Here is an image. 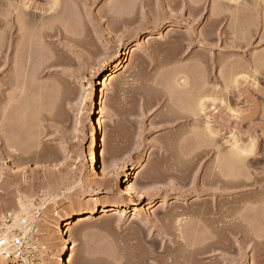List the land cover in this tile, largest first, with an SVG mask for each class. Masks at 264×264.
<instances>
[{"label":"rangeland","instance_id":"1","mask_svg":"<svg viewBox=\"0 0 264 264\" xmlns=\"http://www.w3.org/2000/svg\"><path fill=\"white\" fill-rule=\"evenodd\" d=\"M29 1L0 0V20L26 12L25 31L0 23V233L12 214L34 263L56 264L57 213L124 201L70 228L68 264H264V0H58L57 23ZM94 128L121 168H91ZM222 164L256 190L226 189Z\"/></svg>","mask_w":264,"mask_h":264},{"label":"bare ground","instance_id":"2","mask_svg":"<svg viewBox=\"0 0 264 264\" xmlns=\"http://www.w3.org/2000/svg\"><path fill=\"white\" fill-rule=\"evenodd\" d=\"M238 1V0H237ZM21 2H23L22 4H23V6H25V8L26 9H28L29 7H30V1L29 0H21ZM10 4V3H9ZM10 6V14H9V16H8V18L5 20V21H3V19L2 20H0L1 22V24H5V25H7V27H8V24L10 25L11 24V27L9 26V28H10V31L12 30H14V29H16V30H18L17 32H21V31H25V29H24V27H22V26H24V22H22L23 21V19L25 18V15H26V12L24 11V13H25V15L23 14H21V13H23V12H21V13H18V12H20V11H17V8H16V6L17 5H15L14 3H12V5L10 4L9 5ZM18 7V6H17ZM21 8V7H20ZM22 9V8H21ZM23 10V9H22ZM61 12H62V10H61V6H60V3L58 2V0H51L50 1V5H49V7L47 8V10H46V14H48V18L51 20V21H54L55 19L57 20V18L59 17V15L61 14ZM29 13L30 12H28L27 14L29 15ZM56 20H55V22H56ZM54 22V23H55ZM53 23V24H54ZM57 23V22H56ZM55 23V24H56ZM26 28V27H25ZM56 28V27H55ZM22 29H24V30H22ZM58 29V28H57ZM60 30V29H59ZM11 31V32H12ZM61 31V30H60ZM16 32V31H15ZM16 32V33H17ZM14 33V32H13ZM16 33H14L15 35H16ZM24 33V32H23ZM50 33V32H49ZM12 34V33H11ZM11 35V36H13V37H15V35ZM18 34H20V33H18ZM62 34V33H61ZM57 35V34H56ZM56 35H52V34H48V37H50V38H54V36H56ZM63 35V34H62ZM19 36V35H18ZM12 37V38H13ZM45 37V36H44ZM46 37H47V33H46ZM64 37L67 39V40H69L70 42H76L77 40L75 39V38H73V37H69V36H65L64 35ZM11 38V39H12ZM16 39V38H15ZM150 39H153V38H150ZM8 62V61H7ZM123 64H124V61H123V58H121L120 60H119V62H118V64L107 74V76H106V81H111V80H114V79H116L117 78V76H118V73H119V71L122 69V67H123ZM184 78V77H183ZM187 79V78H186ZM186 79H182V80H180L179 81V86H182V88H184V89H182V92H184L185 93V89L187 88V83L188 82H186ZM188 89V88H187ZM186 89V90H187ZM187 92V91H186ZM198 93V92H197ZM199 93H201L200 91H199ZM188 94V93H187ZM198 95H200V94H198ZM197 95V96H198ZM184 96H186V94L184 95ZM201 96V95H200ZM202 97V96H201ZM199 98V99H196L197 101V104H198V108H196L197 109V112L194 114V116H197V120H196V118H195V120L197 121V123H198V125H199V123L200 122H202L201 120H202V118H200L201 117V115H203L202 113H204V111L206 110L205 108H206V102H205V100L203 101L202 100V98ZM182 116H184V114L182 115ZM186 117H188V116H186ZM182 118H184V117H182ZM184 119H186V118H184ZM188 119H189V117H188ZM183 121V120H182ZM186 121V120H185ZM97 125V123H95L94 124V126H96ZM197 125V124H196ZM198 125L196 126V127H198ZM202 125V124H201ZM209 126V125H208ZM211 127V126H210ZM213 127V126H212ZM200 128V127H199ZM209 128V127H208ZM201 129V128H200ZM200 129H197V130H200ZM209 130V132H212L213 133V135L215 134V131L213 130V128L211 129V128H209L208 129ZM211 134V133H210ZM94 135L96 136L95 137V139H94V141H93V143H92V146H91V149H90V152H89V154H88V156H87V160H88V162H89V164H90V166H91V168L92 169H95V170H98V169H100L101 170V172L102 173H104V172H106L107 170H109V169H113V170H117L118 169V167L116 166V165H105V164H103L102 162H100V147H101V145H100V142H98V130H97V128H94ZM212 135V134H211ZM216 135H217V133H216ZM216 135L214 136V137H216ZM255 139H254V143H255ZM251 142V141H250ZM250 142H248V144H247V146H245V148H244V146L243 145H241L242 146V148H240V150H241V154H243V153H247V152H249V153H251V151L252 150H250V149H252L253 147H254V145H252L251 146V148L249 149V151H248V149L247 148H249L250 147ZM235 144H238V142L237 143H235ZM234 144V145H235ZM256 144V143H255ZM239 145L240 144H238V147H237V145L233 148V154H235V153H237L238 152V150H239ZM247 147V148H246ZM235 148H237L238 150L236 151V149ZM255 148V147H254ZM254 148H253V150H254ZM234 149H235V153H234ZM239 150V151H240ZM253 152V151H252ZM232 153H231V155H233ZM240 154V153H239ZM248 154V153H247ZM246 154V155H247ZM243 156H244V154H243ZM249 156V155H248ZM247 156V157H248ZM245 157V156H244ZM223 162H225V161H222L221 163H223ZM226 163V162H225ZM224 163V164H225ZM224 164H222V165H224ZM228 165V164H227ZM224 166H226V165H224ZM222 167V166H221ZM229 167V166H228ZM140 168L141 167H139V168H137L136 170L138 171V170H140ZM223 168V167H222ZM221 168V169H222ZM226 168V170L227 169H229V168H227V166L225 167ZM224 169V168H223ZM222 169V170H223ZM225 170V169H224ZM223 170V171H224ZM226 170L224 171L225 173H228L229 174V172H228V170H227V172H226ZM127 172L125 173V175H124V179L126 180L125 181V189H124V194L125 195H131V198H132V204H133V206H136V202L137 201H140L141 199H142V196H143V192H142V190L139 188V187H137V185H136V183H135V176H136V172H133V171H131L130 169H128V170H126ZM223 171L221 172V173H223ZM220 173V174H221ZM219 174V175H220ZM227 174V175H228ZM215 175V174H214ZM217 175V174H216ZM227 175L225 176V174H223V175H221L222 176V178H221V176L220 177H218V175H217V177L221 180V179H223L224 177H227ZM233 175V174H232ZM224 176V177H223ZM249 176V175H248ZM216 177V176H215ZM217 177H216V180H217ZM214 178V177H213ZM232 179L231 181L229 180V179ZM234 178H235V176H234ZM245 179V178H244ZM246 179H247V182H245L246 181ZM245 179V181L243 180V181H241L242 179H238L237 180V178H236V180L234 179L233 180V178H232V176L229 174V176L227 177V179H223V181H221L222 182V185L224 184V185H226V189L228 188V186H229V188H230V186L231 185H233V186H235V184H237L235 187H239V186H242V187H244L246 184L248 185L249 183L248 182H250L251 180H252V178H251V180L249 179V177H247ZM220 180L218 181V182H220ZM250 180V181H249ZM257 178H256V182H257ZM264 180V179H263ZM233 181V182H232ZM234 181H235V184H234ZM239 181V182H238ZM255 181V179L253 180V182ZM220 182V183H221ZM236 182H238V183H236ZM253 182H251V184L253 183ZM255 182V183H256ZM259 182V181H258ZM263 182V181H262ZM259 183H261V181L259 182ZM264 183V182H263ZM250 184V185H251ZM262 184V183H261ZM246 185V186H247ZM250 185H248L249 186V188L248 189H250V188H252L253 187V191L254 190H256V189H254V186H255V184H254V186H250ZM257 185H259V184H257L256 183V186ZM264 185V184H263ZM259 187V186H258ZM261 187V186H260ZM225 188V187H224ZM240 189H241V187H239ZM238 188V189H239ZM243 189V188H242ZM241 189V190H242ZM246 189H247V187H246ZM258 190H261V189H258ZM243 191V190H242ZM250 191V190H249ZM244 192V191H243ZM247 192V191H246ZM226 193V192H225ZM224 193V194H225ZM247 194V193H246ZM220 195H222V194H220ZM231 195V194H230ZM245 195V194H244ZM249 195V194H248ZM218 196V195H217ZM223 197V196H222ZM58 198V197H57ZM218 204V203H217ZM154 205V200L153 199H151V202H150V206H153ZM120 206H126V204H125V202L123 201L122 203H121V205H113V206H101V205H94L93 207H91L90 209H88V210H82L81 208H75L73 211H71L69 214H67L66 216H64V217H60L59 216V214L57 213L56 214V216L59 218L58 219V222H57V224L55 225V234H56V237H57V239H58V241H59V243H61V246L59 247V249H58V251H57V253H56V255H55V262H56V264H68V255H69V252H70V250H71V245H72V243H71V240H70V238H69V236H68V231L70 230V228L77 222V221H87V220H91V219H94V218H96V216H98L99 214H109V213H113V212H115L116 210H117V208H120ZM219 207V206H218ZM220 209V208H219ZM24 210V209H23ZM44 210L45 211H47L48 212V207L46 206V208H44ZM215 210L217 211V208L216 209H214V212H215ZM221 211V210H220ZM22 213V212H21ZM20 218V216L19 217H17V218H15V221H14V224L13 225H15V226H19V224H20V222H19V219ZM23 218V217H22ZM24 220H26V219H24ZM28 220V219H27ZM42 220V219H41ZM40 220V221H41ZM214 220V219H213ZM27 224V223H26ZM6 227V226H5ZM11 228H12V225H8V227H7V231H5L4 233H2V235H4V236H8L9 235V233L11 232ZM25 228V229H24ZM24 228H23V230H24V232H25V234L27 233H29V232H31V229H30V227L29 226H27V227H25L24 226ZM228 228H230V227H228ZM234 229V228H233ZM213 230V229H212ZM222 230H225V228L224 229H222ZM222 230H218L219 232L221 231L222 232ZM230 230V229H229ZM216 231V230H215ZM218 231L216 232L217 234H218ZM227 232H228V229L226 230ZM230 232V231H229ZM231 232H233L234 233V231H231ZM215 234V233H214ZM216 234V235H217ZM222 234H223V232H222ZM221 234V235H222ZM227 234V233H226ZM233 235V234H232ZM232 235H230L231 236V238H232ZM218 237V236H217ZM217 240V239H216ZM218 240H219V238H218ZM34 241V240H33ZM36 242V241H35ZM215 242V241H214ZM217 242V241H216ZM219 243V242H218ZM210 245H212V244H210ZM214 246V245H213ZM216 246V245H215ZM9 254V251L7 250V249H4V248H0V257H4L5 255H8Z\"/></svg>","mask_w":264,"mask_h":264},{"label":"built area","instance_id":"3","mask_svg":"<svg viewBox=\"0 0 264 264\" xmlns=\"http://www.w3.org/2000/svg\"><path fill=\"white\" fill-rule=\"evenodd\" d=\"M11 223H13L12 214H9L6 225ZM22 224H26V222L23 221ZM0 248L9 251V254L4 258L10 264H35L34 254L28 248L26 237L19 228L13 229L8 236L0 233Z\"/></svg>","mask_w":264,"mask_h":264},{"label":"crops","instance_id":"4","mask_svg":"<svg viewBox=\"0 0 264 264\" xmlns=\"http://www.w3.org/2000/svg\"><path fill=\"white\" fill-rule=\"evenodd\" d=\"M125 154L123 153V156L120 158V157H117L115 160L117 161V163H113V165H116V166H118V167H120L121 168V166H122V164H120L121 162H119V161H122V160H126L125 159Z\"/></svg>","mask_w":264,"mask_h":264}]
</instances>
